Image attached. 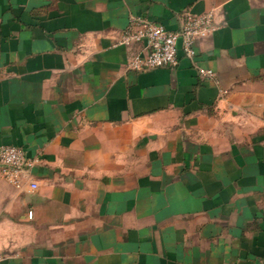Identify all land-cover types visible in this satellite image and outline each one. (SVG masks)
Listing matches in <instances>:
<instances>
[{
  "label": "crops",
  "instance_id": "1",
  "mask_svg": "<svg viewBox=\"0 0 264 264\" xmlns=\"http://www.w3.org/2000/svg\"><path fill=\"white\" fill-rule=\"evenodd\" d=\"M208 12L128 66L130 17ZM0 145L39 159L0 174V264H264V0H0Z\"/></svg>",
  "mask_w": 264,
  "mask_h": 264
},
{
  "label": "built area",
  "instance_id": "2",
  "mask_svg": "<svg viewBox=\"0 0 264 264\" xmlns=\"http://www.w3.org/2000/svg\"><path fill=\"white\" fill-rule=\"evenodd\" d=\"M212 16L211 12L197 16L187 14L176 30H169L141 16L130 17L121 34L120 42L129 45L144 41L146 52L134 55L128 66L138 71L174 66L179 60V49L183 55L193 56L196 39L206 36L215 28ZM200 72L205 76L210 75L209 71ZM38 160L37 157H28L21 147L0 145V174L15 187L20 186L22 178ZM30 187L35 189L37 184L31 182ZM28 216L32 217L31 211Z\"/></svg>",
  "mask_w": 264,
  "mask_h": 264
}]
</instances>
